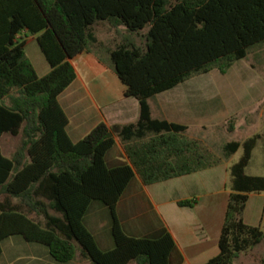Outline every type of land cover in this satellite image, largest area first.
<instances>
[{
    "label": "trees",
    "instance_id": "trees-1",
    "mask_svg": "<svg viewBox=\"0 0 264 264\" xmlns=\"http://www.w3.org/2000/svg\"><path fill=\"white\" fill-rule=\"evenodd\" d=\"M98 21L121 40L100 43L93 27ZM22 32L35 36L50 65L45 75H37L26 56L25 41L17 37ZM263 41L264 0H0V137L19 138L11 157L0 148V253L5 238L20 235L59 263L78 251L92 264H169L172 234H126L117 201L135 175L148 185L190 174L222 163L240 146L241 157L228 167L219 252L203 264H232L257 245L264 232L242 216L249 194L264 191V176L245 174L260 135L227 141L216 153L185 136L186 126L152 118L148 98L213 69L224 74ZM82 51L113 70L124 95L138 100L139 116L117 133L100 122L73 141L58 97L75 79L70 60ZM115 137L129 163L108 166L105 155ZM93 201L108 210L109 250L98 247L83 223Z\"/></svg>",
    "mask_w": 264,
    "mask_h": 264
},
{
    "label": "crops",
    "instance_id": "crops-1",
    "mask_svg": "<svg viewBox=\"0 0 264 264\" xmlns=\"http://www.w3.org/2000/svg\"><path fill=\"white\" fill-rule=\"evenodd\" d=\"M96 25L93 26L95 35L104 46L121 40V35L117 34V38L111 42L99 38ZM106 29L114 31L108 24ZM17 37L25 41V54L37 75H45L50 65L39 49L35 36L22 32ZM34 43L42 57L35 49L31 51L33 58L27 55L26 48ZM70 62L75 68L76 77L59 95L58 101L68 117L67 132L71 140L83 138L100 122L106 123L117 133L119 126L138 119V100L124 95V85L96 54L82 51ZM244 83L245 80L234 82V90H218L215 93L211 89V86H215L211 83L197 85L188 79L148 98L151 117L184 125L185 136L202 142L209 135V129L220 127L217 125L221 122L223 126L232 120V130L236 129V120H241L242 114L258 102L259 98L254 95L256 90L251 92L249 100L238 96L235 88ZM263 115L261 111L255 117L262 119ZM250 124L253 125L252 120ZM229 127L228 123V130ZM254 134L257 131L251 133ZM18 139V136L8 133L0 137L4 156H12ZM105 162L108 166L119 162L129 163L117 137L105 155ZM224 162L148 185L135 175L116 204V214L123 231L130 236L147 238H157L164 231H169L175 241V247L169 254V264H203L215 256L219 252L218 238L227 204L224 202L229 194L225 186V171L220 170ZM3 199L4 195L0 194V201ZM184 199L193 200V205H178V201ZM220 204H223L221 213L218 210ZM83 223L101 250L113 247L109 214L104 205L93 201L84 215ZM1 246L0 264H88L87 260L78 256L66 263L56 262L44 246L26 241L20 235L5 238ZM240 257H236L232 264ZM128 264L142 263L133 261Z\"/></svg>",
    "mask_w": 264,
    "mask_h": 264
},
{
    "label": "rangeland",
    "instance_id": "rangeland-1",
    "mask_svg": "<svg viewBox=\"0 0 264 264\" xmlns=\"http://www.w3.org/2000/svg\"><path fill=\"white\" fill-rule=\"evenodd\" d=\"M96 24V31L99 38L110 42L117 38L114 31H107L106 22L98 21ZM33 49H35L34 51L39 55L41 54L37 45L34 43L26 48V53L29 57L33 58L31 54ZM40 57H42V55H40ZM190 79L193 84L197 85H207L211 83L215 86V88L211 86L212 91H215V93H217L218 90H234L232 86L234 82L245 80L243 85L238 84L239 86L235 89L238 96L246 100H249L251 92L256 90L254 95L259 98L258 102L254 107L242 114L241 120H236V123H238L236 129L229 131L228 121L227 125L223 126L221 122L217 125L220 127H211L209 129V135L204 137L201 143L218 153V149L223 143L231 140L243 141L249 137L251 133L257 131L260 137L257 139V143L252 150L250 161L245 168V174L264 176V115L262 119L255 117L257 113L261 111L264 112V41L249 47L247 56L234 62L226 73L223 74L217 69H213L210 72L196 75ZM251 85L252 87H250ZM211 93L214 94V92ZM249 111L251 113H249ZM250 120H252L253 125L250 124ZM242 153L243 148L240 146L235 153L225 160L223 163L224 165L220 169H224L225 171L226 189H228L230 182L228 167L237 162ZM226 202L227 200H225L224 203ZM222 206L223 204H220L218 207L220 213L222 212ZM242 217L247 224L258 226L260 230L264 232V191L250 194ZM239 255L241 256L240 259L236 260L234 264H261V260L264 259V236L257 245ZM75 256H78V251ZM87 262L88 264H92L88 260Z\"/></svg>",
    "mask_w": 264,
    "mask_h": 264
}]
</instances>
